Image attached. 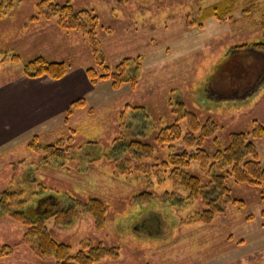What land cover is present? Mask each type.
<instances>
[{
  "label": "rangeland",
  "instance_id": "374dc122",
  "mask_svg": "<svg viewBox=\"0 0 264 264\" xmlns=\"http://www.w3.org/2000/svg\"><path fill=\"white\" fill-rule=\"evenodd\" d=\"M40 1L13 2L0 19V88L19 85L22 78L36 80L40 87L79 72L77 98L63 112L0 145V193L22 192L31 204L41 186L45 193L67 195L81 204L102 202L106 215L101 229L87 214L67 228L46 223L53 240L73 251L85 243L116 251V259L97 264H264L262 187L228 180L230 198L242 200L245 209L221 203L223 211L211 223H195L196 213L204 210L200 200L182 208L164 203V194L186 197L169 172L152 161L111 151L115 140L141 142L153 146L161 164L168 153L157 148L155 138L173 122L169 104L176 102L201 123H216V141L204 145L209 154L226 147L230 134L249 133L254 121L264 126V85H257L264 64L230 51L264 38V0H74L76 12L87 10L98 18V55L86 36L61 28L56 17L37 18ZM222 2L233 7L221 10V20L209 17L199 26H186L203 9ZM38 57L66 63V75L58 80L25 76L24 65ZM137 57L135 87L123 84L115 90L109 80L92 84L86 75L97 64L113 67ZM136 106L146 111L144 121L136 120ZM36 111V117L45 112ZM180 125L187 132L185 122ZM255 145L264 164V138ZM51 147L62 157L55 159ZM183 149L179 144L173 151ZM186 171L207 182L198 163L191 162ZM144 192L154 199L136 202ZM25 233V225L0 214V248L12 251L0 264H55L22 243Z\"/></svg>",
  "mask_w": 264,
  "mask_h": 264
},
{
  "label": "trees",
  "instance_id": "16d2710c",
  "mask_svg": "<svg viewBox=\"0 0 264 264\" xmlns=\"http://www.w3.org/2000/svg\"><path fill=\"white\" fill-rule=\"evenodd\" d=\"M16 1L18 0H0V19ZM73 1L65 0L60 5L51 0H41L37 4V18L42 17L48 20L50 17H56L61 28L78 31L81 35L86 36L91 52L98 55L96 34L98 18L87 10L76 12ZM226 3L222 2L203 9L200 16L186 21V26H199L203 20L209 17L221 20V10L230 11L233 7L228 8ZM230 51L237 52L244 57H255L264 64V38L257 43L235 46ZM68 68V65L62 61H48L38 57L27 62L23 72L27 77L46 76L51 80H58L66 75ZM100 68L101 72H99ZM139 68L138 57L126 58L113 67L103 63L97 64L95 68H88L86 75L92 84L109 80L112 88L117 90L123 84L135 87L138 82ZM263 72L264 67L260 73ZM260 78L261 81H258L257 77V85L262 86L264 85V74ZM253 94L254 91L249 92L244 99L246 100ZM169 105L174 120L169 126L160 128L155 138L157 148L167 150V159L162 160L160 164L153 146L141 142L126 143L123 140L113 142L111 151L114 155L126 153L136 161H152L157 169L162 167V172H169L168 177L172 184L184 190L186 197L179 199L171 194H164L162 196L164 203L173 208H182L188 201L200 200L204 210L196 213L192 221L195 223H211L216 215L222 213L221 203L231 202L238 208L245 209V203L242 200L230 198V189L227 186V181L230 179L236 184L262 187L260 194L261 201L264 203V164L258 160V149L255 145V141L264 138V126L254 121L249 133L230 134L226 147L216 148L212 154H209L204 149V145L217 132L216 123L210 119L201 123L195 114L186 110L182 102ZM133 109L134 114L138 115L136 118L138 122L147 118L143 107L136 106ZM181 122H185L187 125L188 130L185 133L180 125ZM215 141L214 137L212 142ZM179 144L184 146V149L178 150L179 152L173 151V148ZM49 150L53 152L52 155L55 159L62 157L59 149L51 147ZM191 162L199 164L207 179L205 185L199 177L186 171ZM45 192L46 190L40 186L31 204L27 199H24L25 197H22V192L4 191L0 193V214L26 226L22 243L31 248L39 258H51L55 264H97L105 258L116 259L118 257L115 250L103 245L91 246L85 243L81 245L80 249L73 251L71 246L53 240L46 228L47 221H52L56 229H62L71 226L81 214H87L93 218L98 230L104 224L106 207L98 200H90L81 204L70 196ZM153 199L154 196L148 192L135 197V201L138 203H148ZM262 212L264 213V209ZM247 219H250V216ZM11 252L9 246H3L0 248V258L11 254Z\"/></svg>",
  "mask_w": 264,
  "mask_h": 264
},
{
  "label": "crops",
  "instance_id": "0c3cea01",
  "mask_svg": "<svg viewBox=\"0 0 264 264\" xmlns=\"http://www.w3.org/2000/svg\"><path fill=\"white\" fill-rule=\"evenodd\" d=\"M77 76L80 78L81 74H69L62 81L40 84V87L36 80L20 78L19 85L8 83L0 88V145L33 129L37 121L43 122L63 112L77 98ZM37 108L45 110L43 116H35Z\"/></svg>",
  "mask_w": 264,
  "mask_h": 264
}]
</instances>
